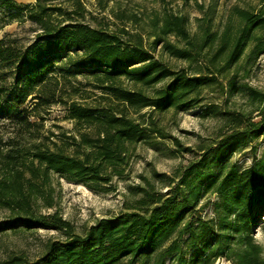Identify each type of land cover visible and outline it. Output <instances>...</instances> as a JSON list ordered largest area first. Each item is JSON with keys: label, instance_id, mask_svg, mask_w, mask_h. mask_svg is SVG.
I'll list each match as a JSON object with an SVG mask.
<instances>
[{"label": "trees", "instance_id": "obj_1", "mask_svg": "<svg viewBox=\"0 0 264 264\" xmlns=\"http://www.w3.org/2000/svg\"><path fill=\"white\" fill-rule=\"evenodd\" d=\"M95 1L104 11L112 0ZM87 15L82 0H0V29L25 21L37 29L26 44L12 34L0 38V209L8 213L0 231L51 228L64 237L48 241L34 260L11 254L0 264H264L253 237L264 216V153L242 170L230 161L264 139V93L245 85L259 120L236 112L218 141L182 148L195 158L168 178L164 192L147 183L123 211L83 233L57 211L43 212L57 207L54 176L114 192L135 146L168 137L152 114L189 109L203 91L223 89L239 64L246 76L264 55V0L233 5L219 28L204 15L194 33L182 15L164 13L151 20L147 46L139 31L110 29L94 17L92 25ZM113 16L138 20L123 11ZM158 48L185 67H169L155 57ZM54 106L72 129H44L43 114ZM212 195V213L203 217L206 204L198 206Z\"/></svg>", "mask_w": 264, "mask_h": 264}, {"label": "rangeland", "instance_id": "obj_2", "mask_svg": "<svg viewBox=\"0 0 264 264\" xmlns=\"http://www.w3.org/2000/svg\"><path fill=\"white\" fill-rule=\"evenodd\" d=\"M87 21L94 17L97 23L106 25L110 29L124 25L132 32L139 31L145 37V45L150 40L151 20L160 18L164 13L182 15L186 19V28L190 33L197 30V20L204 15L208 17L213 28H219L226 21L229 9L237 4L243 5L245 0H112L107 9H98L95 0H82ZM18 4H32L34 0H16ZM119 11L138 17L137 22H125L114 18L113 14ZM91 18V19H90ZM1 25V24H0ZM12 34L23 43H30L37 33L36 26L28 21L12 23L0 29V38L4 34ZM169 41H174L172 37ZM155 57L169 67L184 68L185 64L169 57L158 48ZM246 74L245 65L239 64L223 80L222 88H212L201 93L199 101L184 111H168L163 114H152L153 120L168 136L165 139L151 136L147 141L135 146L126 176L115 180L114 192H102L89 189L82 184L54 176L57 207L43 209L44 213L52 214L57 211L62 219L68 221L76 233H83L98 220L110 218L121 211L126 205L139 198L141 190L148 188L149 183L155 192H164L168 178L175 174L189 162L194 160L190 154L182 153V148H191L197 151L198 147L209 145L218 141L228 133L229 119L236 112L251 114L253 121H258L253 108L248 100L247 92L240 85H245L264 93V55L260 56ZM234 75V76H233ZM234 77L231 85L228 80ZM44 129L55 130V125L64 130L72 129V124L63 119L64 112L58 106L52 107L44 115ZM9 131V130H8ZM0 138H6V127L0 125ZM172 139H177L181 147H177ZM264 153V139H255L235 153L231 162L236 163L240 170L250 167L253 162L262 157ZM161 175H164L160 178ZM214 195L201 201V215L209 217L212 213ZM8 213L0 209V226L5 227ZM254 240L264 252V216L261 223L254 229ZM63 234L51 228L25 230L16 225L13 230L0 231V261L11 254L24 255L29 260L39 257L48 241L62 240ZM169 264V263H168ZM214 264H232L231 261L219 258Z\"/></svg>", "mask_w": 264, "mask_h": 264}]
</instances>
